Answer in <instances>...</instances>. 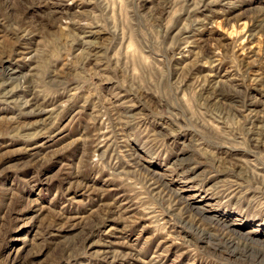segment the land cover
I'll list each match as a JSON object with an SVG mask.
<instances>
[{"label":"rangeland","instance_id":"rangeland-1","mask_svg":"<svg viewBox=\"0 0 264 264\" xmlns=\"http://www.w3.org/2000/svg\"><path fill=\"white\" fill-rule=\"evenodd\" d=\"M0 264H264V0H0Z\"/></svg>","mask_w":264,"mask_h":264},{"label":"bare ground","instance_id":"bare-ground-1","mask_svg":"<svg viewBox=\"0 0 264 264\" xmlns=\"http://www.w3.org/2000/svg\"><path fill=\"white\" fill-rule=\"evenodd\" d=\"M240 237H241V236H240ZM241 239H243V241L246 242L244 237H241ZM254 243H255V244H258V242H254Z\"/></svg>","mask_w":264,"mask_h":264}]
</instances>
